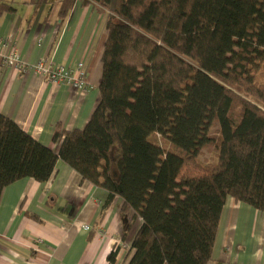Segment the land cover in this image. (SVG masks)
<instances>
[{
    "label": "trees",
    "instance_id": "obj_1",
    "mask_svg": "<svg viewBox=\"0 0 264 264\" xmlns=\"http://www.w3.org/2000/svg\"><path fill=\"white\" fill-rule=\"evenodd\" d=\"M80 1L108 13L99 101L54 148L0 113V194L61 160L122 199V239L140 219L127 264H206L228 196L264 211V0Z\"/></svg>",
    "mask_w": 264,
    "mask_h": 264
},
{
    "label": "crops",
    "instance_id": "obj_2",
    "mask_svg": "<svg viewBox=\"0 0 264 264\" xmlns=\"http://www.w3.org/2000/svg\"><path fill=\"white\" fill-rule=\"evenodd\" d=\"M60 2L15 0V10L0 15V113L51 148L57 124L82 128L99 101L107 35V11L76 0L60 18ZM14 51L26 71L3 64ZM41 59L71 68L82 62L85 89L49 82L33 69ZM107 195L61 160L45 182L26 177L5 186L0 264H127L140 219L122 239V199L105 207ZM206 264H264V211L228 196Z\"/></svg>",
    "mask_w": 264,
    "mask_h": 264
},
{
    "label": "built area",
    "instance_id": "obj_3",
    "mask_svg": "<svg viewBox=\"0 0 264 264\" xmlns=\"http://www.w3.org/2000/svg\"><path fill=\"white\" fill-rule=\"evenodd\" d=\"M3 64L13 66L20 71H26L28 69L15 51L4 57ZM33 69L36 73L44 76L49 82L68 84L78 90H83L86 87V70L82 62H78L75 68H71L50 62L46 59H41L33 66ZM84 228L88 229L89 226H84Z\"/></svg>",
    "mask_w": 264,
    "mask_h": 264
},
{
    "label": "rangeland",
    "instance_id": "obj_4",
    "mask_svg": "<svg viewBox=\"0 0 264 264\" xmlns=\"http://www.w3.org/2000/svg\"><path fill=\"white\" fill-rule=\"evenodd\" d=\"M210 134L213 137V142L203 147L202 154L200 155V158L204 161H214L215 159V152H216L215 145L219 140L218 123L216 120H214V123L210 128ZM114 152H115V148L112 150V153Z\"/></svg>",
    "mask_w": 264,
    "mask_h": 264
}]
</instances>
